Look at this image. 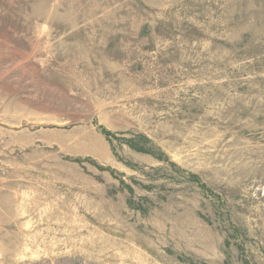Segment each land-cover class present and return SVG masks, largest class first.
<instances>
[{
    "label": "rangeland",
    "instance_id": "obj_1",
    "mask_svg": "<svg viewBox=\"0 0 264 264\" xmlns=\"http://www.w3.org/2000/svg\"><path fill=\"white\" fill-rule=\"evenodd\" d=\"M0 264H264V0H0Z\"/></svg>",
    "mask_w": 264,
    "mask_h": 264
}]
</instances>
